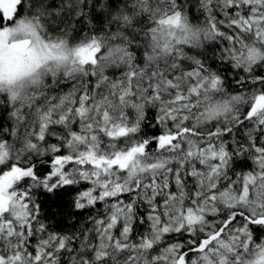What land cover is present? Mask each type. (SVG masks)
<instances>
[{"label":"snow or ice","instance_id":"obj_1","mask_svg":"<svg viewBox=\"0 0 264 264\" xmlns=\"http://www.w3.org/2000/svg\"><path fill=\"white\" fill-rule=\"evenodd\" d=\"M0 264H264V0H0Z\"/></svg>","mask_w":264,"mask_h":264},{"label":"trees","instance_id":"obj_2","mask_svg":"<svg viewBox=\"0 0 264 264\" xmlns=\"http://www.w3.org/2000/svg\"><path fill=\"white\" fill-rule=\"evenodd\" d=\"M74 194L68 193L63 196V200L65 202L70 201L73 198ZM38 200H41L42 202V212L45 211L46 214L49 213V210L52 209V211H58V209H53L51 202L43 195H40L38 197ZM72 221H69V225H71Z\"/></svg>","mask_w":264,"mask_h":264}]
</instances>
